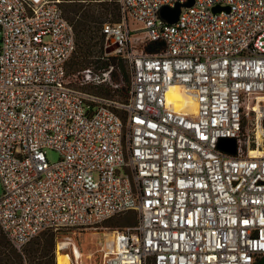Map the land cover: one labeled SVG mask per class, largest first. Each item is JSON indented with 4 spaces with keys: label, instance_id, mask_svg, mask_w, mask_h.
<instances>
[{
    "label": "built area",
    "instance_id": "built-area-1",
    "mask_svg": "<svg viewBox=\"0 0 264 264\" xmlns=\"http://www.w3.org/2000/svg\"><path fill=\"white\" fill-rule=\"evenodd\" d=\"M62 1L0 0V229L12 246L24 255L44 231L104 227L100 264L262 261L264 0H117L121 19L101 34L128 63L123 101L87 88L118 87L112 69L69 71ZM178 3L175 22L161 16ZM153 41L163 48L146 51ZM173 84L195 109L175 107ZM131 211L136 224L102 226ZM75 242L57 249L83 264Z\"/></svg>",
    "mask_w": 264,
    "mask_h": 264
},
{
    "label": "rangeland",
    "instance_id": "rangeland-1",
    "mask_svg": "<svg viewBox=\"0 0 264 264\" xmlns=\"http://www.w3.org/2000/svg\"><path fill=\"white\" fill-rule=\"evenodd\" d=\"M68 6H70V0H65ZM66 6V5H65ZM112 13L109 14V17L104 19L105 20H112V21H119L120 19L117 18L118 15H120L119 9H118V2L117 0L111 4ZM98 12V9L96 10ZM103 21V22H104ZM102 22V23H103ZM102 23H98V26ZM141 35V32L136 31L134 32V36ZM134 44H138L139 46H143L142 43L135 42V38L133 39ZM95 48L97 49L96 54H101L102 56H111V55H118L121 57V55L117 54L114 51V45L111 43L110 40L106 42V38L104 35L101 34V30L97 29L95 31ZM77 56V55H76ZM102 57L104 60L105 58ZM88 62L89 67L93 68L95 71H103V70H110L113 68V66H110V68H100L98 67L100 62L97 60V57H92L89 59ZM77 61V63H76ZM82 63L80 60L74 56L72 57L70 64H69V71L70 72H77L78 69H80V66H82ZM122 64L125 65V67L128 69V63L125 61V59L122 60ZM87 67V66H86ZM120 71V69H118ZM120 73V72H119ZM112 74V73H111ZM112 77V75H111ZM113 80V77H112ZM114 81V80H113ZM116 83V82H115ZM120 86L125 85V80L123 75L120 73ZM109 85L108 82L101 83V84H90L87 86L89 90L95 91L97 87L99 86H107ZM96 92V91H95ZM115 98L118 100H124V92L120 91L117 92L115 95ZM123 113V112H122ZM47 156L50 161H56L59 159L60 154L54 150V149H48L47 150ZM3 192V187L0 183V194ZM137 212H128L122 215H116L108 220H106L102 226H110V227H117L120 225H128L129 221L131 219L134 221L137 219ZM1 231V229H0ZM105 230L104 227H98V228H79L76 230H73V232L68 231H61V232H52V231H44L40 233L37 237H35L30 243L27 244V246L24 249V255L23 256V263L22 264H55L56 261V254H57V242L61 239L63 235L66 234H72L74 235L75 241L78 243L81 251L84 253L83 257V264H100L101 261V254L98 251V249L104 244L105 242ZM3 233V232H2ZM4 239L6 241V251L12 254V259L17 260V253L13 252L12 250V244L10 243L7 236L3 233ZM66 251L70 254V248L64 247L63 249H59ZM93 254L92 257L89 255ZM71 261V260H70ZM21 264V263H17ZM151 264V262H150Z\"/></svg>",
    "mask_w": 264,
    "mask_h": 264
},
{
    "label": "trees",
    "instance_id": "trees-1",
    "mask_svg": "<svg viewBox=\"0 0 264 264\" xmlns=\"http://www.w3.org/2000/svg\"><path fill=\"white\" fill-rule=\"evenodd\" d=\"M115 1L116 0H70V3L72 4L68 6L67 4H64L67 2L63 0L61 2V6L63 8L65 16L74 25L77 46L73 57L75 56L78 61L80 60L82 63H85L80 66V69L90 65L88 64V62L90 61L89 59H91L92 57H97V60L100 62L98 67L108 69L110 68V66H113L111 73L114 82H120V73L124 77L125 85H119L115 88L111 85L99 86L95 91L112 98H115L117 92L123 91L125 96L124 100H126L129 95L130 74L129 69H127L125 65L122 64V60L124 58L118 55L104 57L101 54H96L98 51L95 48V41H93L95 39V31L97 29L101 30V24L98 26V23H102L104 19L109 17V14L112 13V9L110 6ZM97 9L98 12L96 11ZM117 18L120 19V15H118ZM144 47L148 52H158L163 48V43L161 41L148 42L144 45ZM102 57H104L105 59L102 60ZM118 69H120V71H118ZM137 221L138 218L134 221L131 219L128 225L136 224ZM5 243L6 241L4 239L3 233L2 231H0V264H22L23 254L18 252L11 245L13 252L17 253V260L16 258L12 259V254L6 251L7 248Z\"/></svg>",
    "mask_w": 264,
    "mask_h": 264
},
{
    "label": "bare ground",
    "instance_id": "bare-ground-1",
    "mask_svg": "<svg viewBox=\"0 0 264 264\" xmlns=\"http://www.w3.org/2000/svg\"><path fill=\"white\" fill-rule=\"evenodd\" d=\"M193 92L191 90H187L184 92L181 90V86L179 84H173L169 90V98L176 108H181L182 106L189 105L192 109H195V101L192 96ZM75 251L77 255H80L81 250L79 249L77 243L75 242ZM55 264H71L70 262V254L63 250L57 249Z\"/></svg>",
    "mask_w": 264,
    "mask_h": 264
},
{
    "label": "water",
    "instance_id": "water-1",
    "mask_svg": "<svg viewBox=\"0 0 264 264\" xmlns=\"http://www.w3.org/2000/svg\"><path fill=\"white\" fill-rule=\"evenodd\" d=\"M194 3V0H188L186 2V5H192ZM181 4L178 3L175 7H169L165 6L161 9V16L164 17L169 22H175L178 19V15L180 13ZM228 8V7H227ZM215 11L222 10V6L217 5L214 7ZM222 145L224 146V143H227V146L225 145L226 149L229 152H235L236 150V142L234 138H223L222 139ZM257 264H264V259Z\"/></svg>",
    "mask_w": 264,
    "mask_h": 264
}]
</instances>
